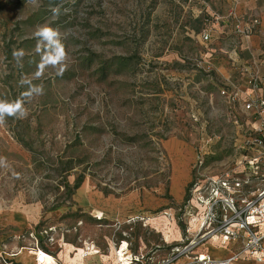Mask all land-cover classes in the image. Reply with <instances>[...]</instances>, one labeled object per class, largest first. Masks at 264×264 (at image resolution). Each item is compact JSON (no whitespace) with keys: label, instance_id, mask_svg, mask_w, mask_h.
<instances>
[{"label":"rangeland","instance_id":"1","mask_svg":"<svg viewBox=\"0 0 264 264\" xmlns=\"http://www.w3.org/2000/svg\"><path fill=\"white\" fill-rule=\"evenodd\" d=\"M211 2L0 0V100L21 98V80L44 88L0 125V264L39 249L56 264H171L214 247L207 179L235 167L245 130L221 89L231 75L264 96V50L253 58ZM41 25L60 33L62 75L36 77Z\"/></svg>","mask_w":264,"mask_h":264},{"label":"built area","instance_id":"2","mask_svg":"<svg viewBox=\"0 0 264 264\" xmlns=\"http://www.w3.org/2000/svg\"><path fill=\"white\" fill-rule=\"evenodd\" d=\"M197 1L207 5L208 0ZM232 1L236 4L239 0ZM226 15L233 18L234 30L238 35L249 39L257 33L260 23L257 14L244 18L231 8ZM215 18L223 21L224 17L216 12ZM209 37V33L204 32L203 39L209 40ZM231 53L237 55L235 49ZM252 71L248 82L255 86L259 72L257 67ZM224 87L221 94L230 105L229 108L242 103L248 113L243 116L244 120L255 122V126L245 128L242 133L237 147L241 154L235 167L207 179L208 192L205 199L208 218L213 227L205 231L201 238L220 244L240 241L241 250L223 259L214 258L208 253H196L187 264H235L241 253L256 263L264 264V96L243 94L240 85L232 81L224 83ZM251 187L254 188L248 190Z\"/></svg>","mask_w":264,"mask_h":264},{"label":"crops","instance_id":"3","mask_svg":"<svg viewBox=\"0 0 264 264\" xmlns=\"http://www.w3.org/2000/svg\"><path fill=\"white\" fill-rule=\"evenodd\" d=\"M211 5L213 6V8H215L219 11H222V13H224V14L226 12H228V10L233 8L237 15L244 17V18L246 16L251 15V14H257L259 16V19H260L258 31L256 34H253L252 36H250L249 39L245 40V43H244L242 48L247 49L252 54L253 58L255 55L259 56L260 53L263 52L264 45L262 43V40L264 38V0H239L236 4H234L232 0H212ZM230 18L233 19L232 17H230ZM240 50H241V48L239 49V52H240ZM229 54H230L229 55L230 58H237L238 57V55H233L231 52ZM255 60L257 61V59H255ZM233 64H234V62H233ZM237 65L238 64H236L232 68H234V70H236V67L238 68ZM258 65H254V67L258 68ZM250 67H247V68L243 67V68L249 69L247 71H248V73H250L251 72L250 69H252V70L254 69L253 67L252 68H250ZM229 81L237 83V80L235 81V77H233L231 75H230V77L225 79V84ZM249 93H251L250 89H249ZM251 95H253V93H251ZM236 107H238L239 111L242 112L241 115H239L240 117L248 114L244 110L242 103H238L236 105ZM234 110L236 113V111H237L236 108H234ZM253 126H255V122L245 121V126H243V127L248 129V128H251ZM242 131H244V130H242ZM241 137H242V134H241ZM189 178H190V175H188V173L186 172L179 179H175V180L178 182V181H180V179L189 180ZM21 224H22V222L20 221V219H18V221H16V220L10 221V222L5 223V225H2V226L11 225V226L16 228V227H19ZM17 229H19V228H17ZM213 243H214V247L211 245H205L203 248V251H201V252L208 253L212 257L217 258V259H223L225 257H229V256L233 255L234 253H238L241 250L240 241H230L226 244H220L218 242H213ZM196 253H199V252L194 250V254H196ZM21 256H22V254H21ZM189 261H190V259L185 260L183 258H180L176 262L171 263V264H187ZM48 262H47V264H56V263H53L50 261H48ZM35 264H36V262H35ZM235 264H260V263H256L252 258L241 253L238 256V259L235 262Z\"/></svg>","mask_w":264,"mask_h":264},{"label":"clouds","instance_id":"4","mask_svg":"<svg viewBox=\"0 0 264 264\" xmlns=\"http://www.w3.org/2000/svg\"><path fill=\"white\" fill-rule=\"evenodd\" d=\"M53 16L58 17L60 14L59 7L52 9ZM35 36L39 38L37 43V51L40 50L41 44H46L48 54L42 56L41 61L38 65V71L36 77L39 78L43 74L45 66H58V74L62 75L66 71V64L63 62L66 60V53L64 45L61 43L60 33L57 29L49 25L38 26ZM25 55L23 49L14 50L13 57L18 62ZM29 83V88L26 92L22 93L21 98H17L15 101H3L0 100V125L5 122L6 117H14L17 119L26 118L28 115L27 109L24 104L26 99L32 98L34 95H43V85H33L29 81L21 80V84Z\"/></svg>","mask_w":264,"mask_h":264},{"label":"bare ground","instance_id":"5","mask_svg":"<svg viewBox=\"0 0 264 264\" xmlns=\"http://www.w3.org/2000/svg\"><path fill=\"white\" fill-rule=\"evenodd\" d=\"M199 190H200V189L197 188V191H194V193H195V199H196L197 203H200L199 200H198V198H197V195L199 196V193H198ZM204 208H206V206H205ZM199 220H200V222L203 224L205 218H204V217H201ZM26 250H27V249H26ZM33 251H34V250H33ZM82 251H84V250L82 249ZM120 251H121V250H120ZM120 251H119V252H120ZM27 253H30V252L27 250ZM83 253H84V252L81 253L82 256H83ZM33 254H34V260H35L36 264H47V262L50 261L49 259H51V256H50V255L46 254L45 252H43V251L40 250V249H39V250H36ZM30 255H31V254H30ZM31 257H32V256H31ZM120 257H121V260H122V258H123V256H122V252H120ZM81 259H82V257H81ZM52 262H53V261H52ZM48 263H49V262H48ZM53 263H54V262H53ZM81 264H85L84 259L81 260Z\"/></svg>","mask_w":264,"mask_h":264}]
</instances>
